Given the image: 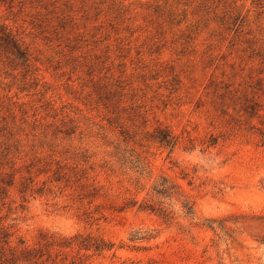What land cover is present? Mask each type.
Segmentation results:
<instances>
[{"label":"rangeland","instance_id":"rangeland-1","mask_svg":"<svg viewBox=\"0 0 264 264\" xmlns=\"http://www.w3.org/2000/svg\"><path fill=\"white\" fill-rule=\"evenodd\" d=\"M4 28L22 47L0 38L12 245L91 231L115 243L92 264H264V0H0ZM162 174L195 218L139 207Z\"/></svg>","mask_w":264,"mask_h":264},{"label":"trees","instance_id":"trees-1","mask_svg":"<svg viewBox=\"0 0 264 264\" xmlns=\"http://www.w3.org/2000/svg\"><path fill=\"white\" fill-rule=\"evenodd\" d=\"M0 38L7 46L16 48L22 53V47L15 38L14 33L7 29H2ZM260 104L254 97H246L242 105V110L247 114V118L254 117L260 113ZM150 141L158 142L162 146H171L172 150L178 143L177 137L168 127L158 126L154 131L147 135ZM261 141L264 143V132ZM212 143H215L212 142ZM186 176V175H185ZM11 179L7 183L11 184ZM139 191L145 187L141 181L137 184ZM169 200V201H167ZM174 200L180 203L179 209L184 216L189 218L196 217L195 202L186 193L179 183L172 180L169 176L162 174L148 189L147 196L140 202L132 197L124 207L134 206L139 203L142 209H149L156 212L166 220L176 218L177 210L174 207ZM14 232L6 226H0V264H19L22 261L32 264H92V257L101 255L106 251L112 250L115 243L103 236L96 235L91 231H78L73 234H64L55 231H41L38 245L30 246L24 239H20L19 244L12 245ZM152 238L155 234L137 238ZM126 264H143L141 261H131Z\"/></svg>","mask_w":264,"mask_h":264}]
</instances>
